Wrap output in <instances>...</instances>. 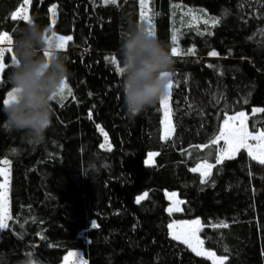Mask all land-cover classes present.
Instances as JSON below:
<instances>
[{
    "label": "trees",
    "instance_id": "trees-1",
    "mask_svg": "<svg viewBox=\"0 0 264 264\" xmlns=\"http://www.w3.org/2000/svg\"><path fill=\"white\" fill-rule=\"evenodd\" d=\"M149 3L169 52L179 28L180 54L171 55L174 132L167 139L159 100L135 119L125 114L123 75L109 63L116 57L123 66L121 37L129 18L141 23L140 0H32L31 19L48 29L55 5L54 32L72 37L56 51L68 60L72 95L52 101V126L36 147L7 130L0 106V170L2 158L11 166V219L0 230V264H61L72 249L83 251L89 264H213L170 235L166 191L183 200L176 218L202 219L204 245L226 256L225 264H264V166L245 149L216 164L224 143L211 144L224 119L240 112L249 131H264V112L254 111L264 109V0ZM22 5L0 0V34L8 32L13 42L27 24L11 19ZM179 5L203 9L219 23L183 25ZM13 55L12 43L0 82L4 99L12 89ZM98 124L110 150L100 147ZM151 151L155 162L147 164ZM205 161L214 166L202 183L191 169Z\"/></svg>",
    "mask_w": 264,
    "mask_h": 264
},
{
    "label": "clouds",
    "instance_id": "clouds-1",
    "mask_svg": "<svg viewBox=\"0 0 264 264\" xmlns=\"http://www.w3.org/2000/svg\"><path fill=\"white\" fill-rule=\"evenodd\" d=\"M46 34L47 27L36 19L18 31L13 42L16 62L8 77L16 101L2 109L7 130L20 133L21 141L32 147L46 141L53 123V98L59 96L71 76L66 57L56 51L43 54L48 47ZM119 50L124 68L125 114L135 119L167 92L174 78V62L158 36L150 35L144 25L132 18L128 19Z\"/></svg>",
    "mask_w": 264,
    "mask_h": 264
},
{
    "label": "snow or ice",
    "instance_id": "snow-or-ice-1",
    "mask_svg": "<svg viewBox=\"0 0 264 264\" xmlns=\"http://www.w3.org/2000/svg\"><path fill=\"white\" fill-rule=\"evenodd\" d=\"M103 3L105 5L111 3V4H116L117 0H103ZM30 4V0H23V6H28ZM140 5H141V12H140V21L141 24L144 25L146 24L147 26L146 31L150 35L156 36V29L154 23H152V17H154L155 13H152V16L150 17L147 15V9L145 7V0H140ZM23 11V8L22 10ZM52 11L55 12V6H53ZM189 15H192L191 10H189ZM223 14H227V10L224 11ZM23 19L26 22H30L32 19L29 16L26 15H20L17 17V15L13 14L11 19L12 20H17V19ZM192 19L195 20L197 19L196 16L192 15ZM205 24L209 23L208 20L204 21ZM219 23L218 20L212 19V24L215 25ZM260 34L264 35V29L260 30ZM252 37H250L251 39ZM72 39L71 36H67L66 38L61 36L56 38V43L53 46V38L48 36L46 34V42L48 44V47L44 50V55L48 56L50 55L53 51L63 49L66 45V41H70ZM171 41L173 45L177 44V35L175 30H173V34L171 36ZM7 44L9 47L7 49L0 48V73L4 72L5 64H4V52L5 50L11 52V45L13 43L12 37L7 33H2L0 34V44ZM195 49H188L187 54H194ZM170 53L172 56L179 55L180 52H178V48L176 46L171 47ZM211 56H217L218 53L216 51H211L209 53ZM12 65L16 62V57L15 55L12 56L11 58ZM109 63L115 66V71L119 75L124 74V68L121 66L120 62L117 60L116 57H112L109 60ZM162 75H167V73H162ZM173 88V81H170L168 84V89L167 92L160 97L159 102L164 108V125H165V139L168 138V134L171 130V120H170V106H169V100L171 96V90ZM67 91V95H72L71 89L68 86V82H65V85L62 87L60 94L58 97H54L53 99L57 100L58 103H62V101L65 99V93ZM7 99H4L3 97H0V101H2V105L0 106H5L10 103H13L16 101V95H15V90H11L7 92ZM256 112H264V109L258 108L255 109ZM246 117V114L244 112H240L238 115L234 116H229L228 118L224 119V127L222 129H219V135H215L212 140L211 144L216 145L218 144L221 140L224 142V147L220 148V155L216 156L214 155V160L216 164H219L222 162L224 158H234L233 154L239 152L240 149H246L247 150V155L251 157L253 160L258 161V163L261 166H264V131H260L256 134H253L252 131H249L247 127L244 126V119ZM234 121H239V126H237ZM5 127H7L5 125ZM100 131L103 133V129L101 128ZM105 139H107V136L105 134ZM249 141H256V144H250ZM210 145L204 144L202 147H209ZM101 148H104V145H100ZM201 146L197 145L196 148L199 149ZM110 150V149H108ZM8 160H4L3 164L5 166L8 165ZM214 165L207 163L205 161L204 163L197 164L196 167H193L191 169L192 172H200L201 174V182H205L206 177L211 174V169ZM203 169L204 171H201ZM0 175H3L7 177V173L4 172L3 170H0ZM7 188V179L5 180V183L0 184V189H6ZM175 195V194H173ZM147 196V193L144 194V196H140L137 198L136 202L139 203L140 200L144 199ZM6 197L3 195V193H0V230H3L8 227L6 224L7 219H11L10 215L8 214V204L5 202ZM179 203V201L177 202ZM173 211H180V208L178 207H173L169 208V212ZM201 222L200 220H194L189 222H184L181 224H176L175 222L170 223L168 225L169 229H173V235L172 238L174 240H178L183 244L188 245L189 248L193 252H195L197 255H206L208 259H211L213 261V264H225L226 257H216L215 253L213 252H202L201 248L198 247L202 245L203 241L199 239L197 236V232L199 231V226ZM93 227H96L97 225L95 223L92 224ZM221 227H227V224H221L219 225ZM77 255L76 253L69 252L68 257H72ZM68 257L65 259L67 260ZM27 264H33L31 260L27 261ZM77 264H86L85 261L80 259Z\"/></svg>",
    "mask_w": 264,
    "mask_h": 264
},
{
    "label": "rangeland",
    "instance_id": "rangeland-1",
    "mask_svg": "<svg viewBox=\"0 0 264 264\" xmlns=\"http://www.w3.org/2000/svg\"><path fill=\"white\" fill-rule=\"evenodd\" d=\"M150 0H145V7L147 9V15H149L151 17V7H150V3H149ZM31 3H32V0H30V4L28 6H21L16 12H15V15H17V17H19L20 15H26V16H30V7H31ZM55 6V5H53ZM53 6H51L50 8V11H51V25L50 27L47 29V35L52 37L53 38V42L56 43V38L58 37H67V36H71V35H62V34H58L56 32H54V29H53V26H54V23L56 21V17H57V12H56V6H55V12L52 11V8ZM23 8V11H21ZM179 20L182 22L185 23L183 25H186V26H197V25H204L206 28L210 27L212 24V19H216L215 17L209 15L205 10L203 9H198V8H193V7H189V6H184V5H179ZM142 10V9H141ZM189 10H191V13L192 15L196 16L197 19L193 20L192 19V15H189ZM205 20H208L209 23L205 24L204 21ZM217 20V19H216ZM144 26L146 27L147 25L144 24ZM175 32H176V35H177V44H176V47L178 48V52H180V49H179V46L178 45V35H179V28H175ZM5 33V32H4ZM8 33V32H7ZM9 34V33H8ZM10 35V34H9ZM69 41H66V45L64 48H66L67 44H68ZM7 47H9L6 43L5 44H0V48H4V49H7ZM11 49H12V45H11ZM57 51V50H56ZM7 53H12V50L11 52L5 50L4 52V57ZM4 62V61H3ZM5 64V62H4ZM1 79H2V73H0V82H1ZM68 82V81H67ZM68 86L70 87V84L68 82ZM12 90V89H11ZM10 90V91H11ZM69 96L67 95V91L65 93V98ZM8 97L6 96V99ZM55 100V99H54ZM57 101V100H56ZM169 106H170V120H171V130L168 134V137H170L173 132H174V124H173V120H172V115H171V104H170V100H169ZM255 109H258V108H255ZM254 109V111H255ZM256 112V111H255ZM245 113V112H244ZM239 114V113H238ZM238 114H233V115H228L227 118L229 116H234V115H238ZM246 114V113H245ZM164 108H163V120H162V124H163V130H162V136L163 138L165 137V125H164ZM233 123H235L237 126H239V121H234ZM244 126L248 128V124H247V115L244 119ZM224 127V122H223V125H222V128ZM97 128L99 130V132L102 134V144L104 145V148L103 149H111L112 148V144H111V141H110V138L107 134V132L101 127V125H97ZM103 129V133L100 131V129ZM249 130V128H248ZM105 134L107 136V139H105ZM253 134H256V133H253ZM221 142H223V140H221ZM224 143V142H223ZM250 144H253L255 145L256 144V141H249ZM101 144V145H102ZM241 150V149H240ZM239 150V151H240ZM246 150V149H245ZM247 151V150H246ZM157 154V152L155 151H151L148 153V156L146 158V163L147 164H153L155 162V155ZM238 154L237 153H234L233 154V157L236 156ZM4 160H8V165L5 166L3 164V161ZM2 162V166H1V170H3L4 172L7 173V177L3 176L2 175V182L1 184L5 183V180L7 179V188L6 189H1V192L0 193H3V195L6 197V203L8 204V214L10 215L11 213V201H10V185H11V166H10V160L8 158H2L1 160ZM201 163H204V162H201ZM200 164V163H199ZM201 171H204L203 169H201ZM175 194V195H173ZM166 195H167V198L169 200V205H168V212H169V208H173V207H178L180 208V211H173V212H169L172 216V220L170 223H173L175 222L176 224H181V223H184V222H191V221H194V220H200L201 224L199 226V231L197 232V236L199 237V239L201 241H203V238H202V235H201V230L203 229V222H202V219L200 217H195V218H191V219H178L176 218L175 214L177 213H180L182 211V206H183V200L179 197L178 193L176 191H166ZM179 201V203H177ZM9 219H7L5 222L6 224L8 223ZM96 224V223H95ZM170 230V235L172 236L173 235V229H169ZM84 234V231L81 232V235ZM186 245V244H185ZM188 246V245H186ZM201 248L202 252H213L215 253V256L216 257H226V256H223V255H219L218 253H216L214 250L212 249H209L207 248L205 245H204V242L202 243V245L198 246ZM191 249V248H190ZM69 252H73V253H76L77 255L75 256H72V257H68V253ZM200 256H203V257H206V255L202 254ZM68 257V259L66 260L65 258ZM82 259L83 261L86 262V264H89L88 263V259L85 257L83 251L79 250V249H72V250H69L68 252H66V254L63 256V260L61 262V264H77V262ZM212 263L213 261L211 259H209ZM226 260H227V257H226ZM225 260V261H226ZM33 264H37V263H33Z\"/></svg>",
    "mask_w": 264,
    "mask_h": 264
}]
</instances>
